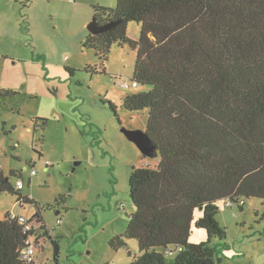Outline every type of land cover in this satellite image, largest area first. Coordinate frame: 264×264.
Wrapping results in <instances>:
<instances>
[{"label": "trees", "instance_id": "16d2710c", "mask_svg": "<svg viewBox=\"0 0 264 264\" xmlns=\"http://www.w3.org/2000/svg\"><path fill=\"white\" fill-rule=\"evenodd\" d=\"M94 17L100 25L119 23L84 39L100 60L93 70H106L115 43L137 51L132 80L150 89L127 93L123 107L148 110L145 130L160 157L153 166L132 168L136 208L110 245L118 249L137 238L139 251L130 252L129 264H219L211 241L227 232L216 219L217 201H264V0H117L116 7L95 4ZM131 21L140 23L137 40L128 35ZM34 119L36 127L48 121ZM21 190L0 165V194L35 202ZM197 209L196 225L208 240L190 242ZM19 218L0 217V264H31L21 254L30 236L52 241L58 259L59 239L40 210L28 217L38 224L31 230Z\"/></svg>", "mask_w": 264, "mask_h": 264}, {"label": "rangeland", "instance_id": "374dc122", "mask_svg": "<svg viewBox=\"0 0 264 264\" xmlns=\"http://www.w3.org/2000/svg\"><path fill=\"white\" fill-rule=\"evenodd\" d=\"M98 3L116 7L117 0H0V165L35 201L3 192L0 217L40 210L61 251L56 259L52 241L44 240L37 264H129L139 251L137 238L118 249L110 240L125 233L136 208L129 195L132 168L160 161L143 155L122 130L146 129L148 110H127L123 101L150 85L118 86L120 77L133 79L137 51L129 44H113L106 70H93L100 60L83 41ZM127 31L139 39L140 23L129 22ZM8 89L17 91L6 95ZM34 117L47 118L46 126L36 127ZM217 205L216 219L227 232L211 241L219 247V264H264L263 199L228 205L223 198ZM200 210L190 242L208 240L196 225Z\"/></svg>", "mask_w": 264, "mask_h": 264}, {"label": "water", "instance_id": "95a60500", "mask_svg": "<svg viewBox=\"0 0 264 264\" xmlns=\"http://www.w3.org/2000/svg\"><path fill=\"white\" fill-rule=\"evenodd\" d=\"M119 21H111L106 24H99V21L93 17L92 21L88 24V29L91 33H103L104 31L112 28ZM123 133L127 136V138L138 145V148L141 150L142 154L145 156H153L156 152V144L153 140L148 136L146 130H142V128L138 129H129L127 127L122 128Z\"/></svg>", "mask_w": 264, "mask_h": 264}, {"label": "built area", "instance_id": "2783aa9c", "mask_svg": "<svg viewBox=\"0 0 264 264\" xmlns=\"http://www.w3.org/2000/svg\"><path fill=\"white\" fill-rule=\"evenodd\" d=\"M117 84L120 88H128V89L139 86L137 81H134V80L128 81L125 79H121V77L118 80ZM32 173L33 175H35L37 171L33 168ZM16 186L18 187V189H23L24 183L21 180H17ZM229 203L227 202V204ZM19 217H20L19 222L25 226L26 231L31 230L37 227L38 225L36 222L32 220L30 221L27 216L21 215ZM60 222H62V218L57 219V223H60ZM35 239H36L35 237L30 236L27 241V246L24 248L23 252H21L22 259L31 264H37V257H36L37 246H43V242H44V239L41 237L38 238L37 242H35Z\"/></svg>", "mask_w": 264, "mask_h": 264}, {"label": "crops", "instance_id": "0c3cea01", "mask_svg": "<svg viewBox=\"0 0 264 264\" xmlns=\"http://www.w3.org/2000/svg\"><path fill=\"white\" fill-rule=\"evenodd\" d=\"M33 57H34V55H32V58H33ZM40 57H41V55H39V59L41 60V58H40ZM12 90H14V89H12ZM15 91H17V90H15Z\"/></svg>", "mask_w": 264, "mask_h": 264}, {"label": "bare ground", "instance_id": "6f19581e", "mask_svg": "<svg viewBox=\"0 0 264 264\" xmlns=\"http://www.w3.org/2000/svg\"><path fill=\"white\" fill-rule=\"evenodd\" d=\"M124 45V44H123Z\"/></svg>", "mask_w": 264, "mask_h": 264}]
</instances>
